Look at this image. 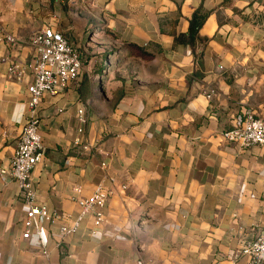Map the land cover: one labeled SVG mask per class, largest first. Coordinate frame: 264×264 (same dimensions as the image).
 Instances as JSON below:
<instances>
[{
  "label": "crops",
  "instance_id": "0c3cea01",
  "mask_svg": "<svg viewBox=\"0 0 264 264\" xmlns=\"http://www.w3.org/2000/svg\"><path fill=\"white\" fill-rule=\"evenodd\" d=\"M195 11L204 18L190 33ZM44 26L82 67L39 106L35 199L60 216L39 215L40 233L23 237L9 169L33 76L29 37ZM263 63L264 0H0V264H247L242 245L264 230V143L240 147L221 131L247 108L264 118ZM98 183L102 221L87 211L62 237L76 197Z\"/></svg>",
  "mask_w": 264,
  "mask_h": 264
},
{
  "label": "built area",
  "instance_id": "2783aa9c",
  "mask_svg": "<svg viewBox=\"0 0 264 264\" xmlns=\"http://www.w3.org/2000/svg\"><path fill=\"white\" fill-rule=\"evenodd\" d=\"M11 41L15 38L6 35ZM29 43L34 47V61L32 64V80L28 83L29 98L27 112L22 124L17 146L10 161L9 172L17 182L24 199L26 209L23 219V237H29L31 232L40 233L37 224L39 215L46 219L59 217L57 211H49L35 199V188L31 178V171L36 163L44 156V143L39 133V106L44 94H55L60 88L76 79L82 67V57L79 50L69 42L60 31L50 26L36 30L30 37ZM264 66V63H263ZM19 69L18 63L8 67L10 73ZM77 118L80 122L78 131L83 129L86 114L83 107L77 109ZM221 135L228 141L236 142L240 147L264 143V118L247 108L238 124L223 129ZM79 139L76 138V141ZM80 206L79 213L69 223L59 227L62 237L76 231L83 215L92 211L94 222L99 224L103 219V207L107 201V192L101 184H96L93 191L86 196H77ZM241 251L247 256V264H264V230L252 239L244 241Z\"/></svg>",
  "mask_w": 264,
  "mask_h": 264
},
{
  "label": "trees",
  "instance_id": "16d2710c",
  "mask_svg": "<svg viewBox=\"0 0 264 264\" xmlns=\"http://www.w3.org/2000/svg\"><path fill=\"white\" fill-rule=\"evenodd\" d=\"M204 16L203 15H198L197 11H195L192 14V17L190 19V25H189V32L190 33H195L197 31V28L199 25L202 23ZM128 46L130 47V50L132 53H135L137 55H140L144 58H147L149 56L148 53L143 52V50L138 49V47L132 43H127Z\"/></svg>",
  "mask_w": 264,
  "mask_h": 264
}]
</instances>
